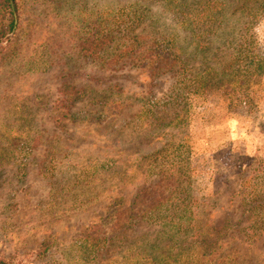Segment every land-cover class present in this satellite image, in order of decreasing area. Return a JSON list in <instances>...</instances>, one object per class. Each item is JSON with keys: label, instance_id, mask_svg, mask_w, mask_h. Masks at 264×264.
<instances>
[{"label": "rangeland", "instance_id": "374dc122", "mask_svg": "<svg viewBox=\"0 0 264 264\" xmlns=\"http://www.w3.org/2000/svg\"><path fill=\"white\" fill-rule=\"evenodd\" d=\"M15 1L0 43V259L264 264V205H250L264 200L263 0L213 14L199 0ZM101 34L110 48L86 56ZM133 38L141 62L119 57ZM148 50L167 53L157 66Z\"/></svg>", "mask_w": 264, "mask_h": 264}, {"label": "trees", "instance_id": "16d2710c", "mask_svg": "<svg viewBox=\"0 0 264 264\" xmlns=\"http://www.w3.org/2000/svg\"><path fill=\"white\" fill-rule=\"evenodd\" d=\"M199 1L200 2L203 1V4H202L203 5L202 6L203 7V11L211 12V14L222 11L223 5L218 4L216 2L217 1H224V0H199ZM212 1H214V2L211 3ZM241 1H242L241 2L242 3L241 9H244L246 7V5H245L246 2L250 1V0H241ZM9 2H10L9 0H4V5L6 6V9H7V12H8V25L6 27L7 28V33H4L3 31L0 33V43L5 38V36H7V34L11 33V31H12V29L14 27V13H16L17 5H16V1L13 0V9H12ZM260 2H262V3L258 6L259 2L258 1H254V3H255V12H256L255 14H257V12H259L260 10H264V0L260 1ZM219 6H222V8H219ZM202 16H204V15H202ZM214 18H215V16H209L206 19V22L209 23ZM152 40L155 41V39H152ZM139 41H140V38H133L131 43L128 45V47L126 49V53H124L123 56H119V57H121V58H127L128 57L129 59H131V57H133L134 61H139V62L143 61L140 58V55H139V53H138V51L136 49L137 46L139 45ZM97 42H98V44L96 45V47L90 53H87L86 56L96 57V58L100 59V58L103 57V54L108 50V48H110V40L108 39V35H104V34L102 35L101 34L99 36V38L97 39ZM82 51H85V50H82ZM152 51H154V52H152ZM155 53H156V56H152ZM165 53H167V52H163L162 50H148V53L146 52V54L148 56V59L149 60H155V62H157L156 63L157 66L162 62V61H159L157 58H160L162 56L161 54H165ZM169 56H171L170 53L164 55L162 57V60L170 61L169 60ZM179 62H180V66L182 67V64L185 63V60L182 59V60H179ZM174 63H175V60L172 59L170 66H172ZM64 89L68 90V89H71V87L64 86ZM250 205H253V207L255 209H261V207L264 205V200L260 199V198H256V199H254V201L253 200L250 201ZM257 218H258V220H256L255 223L261 225L260 229H261V232H263L264 231V226H263V222L261 221V220H263V215L259 214L257 216ZM98 240H100V238ZM112 240H113V238L101 239V243H105L106 241L109 242V241H112ZM0 264H9V263L4 261V260H2V259H0Z\"/></svg>", "mask_w": 264, "mask_h": 264}, {"label": "water", "instance_id": "95a60500", "mask_svg": "<svg viewBox=\"0 0 264 264\" xmlns=\"http://www.w3.org/2000/svg\"><path fill=\"white\" fill-rule=\"evenodd\" d=\"M10 2H11V0H10ZM15 24H16V20H15Z\"/></svg>", "mask_w": 264, "mask_h": 264}]
</instances>
